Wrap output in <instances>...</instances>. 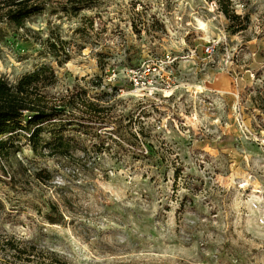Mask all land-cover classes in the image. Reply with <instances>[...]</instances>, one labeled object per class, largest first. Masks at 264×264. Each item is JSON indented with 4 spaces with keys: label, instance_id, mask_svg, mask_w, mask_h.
I'll list each match as a JSON object with an SVG mask.
<instances>
[{
    "label": "rangeland",
    "instance_id": "obj_1",
    "mask_svg": "<svg viewBox=\"0 0 264 264\" xmlns=\"http://www.w3.org/2000/svg\"><path fill=\"white\" fill-rule=\"evenodd\" d=\"M89 1L0 21L11 82L45 62L52 94L104 108H67L79 131L65 156L8 134L0 264H264V0H233L236 22L216 0ZM146 62L162 72L140 98L127 69Z\"/></svg>",
    "mask_w": 264,
    "mask_h": 264
},
{
    "label": "trees",
    "instance_id": "obj_2",
    "mask_svg": "<svg viewBox=\"0 0 264 264\" xmlns=\"http://www.w3.org/2000/svg\"><path fill=\"white\" fill-rule=\"evenodd\" d=\"M213 1V0H209ZM220 11L232 22L240 21V16L232 8L233 0H216ZM67 5L74 9L88 6L89 0H65ZM39 0H0V21L7 18L16 28H21L25 20L40 9ZM238 30L246 29L245 25H238ZM4 39L0 36V40ZM49 54L56 58L59 65L69 60L65 48L50 43ZM62 56L64 58L62 59ZM57 83V74L54 67L48 63H41L33 70L23 73L15 82H11L0 72V153H4L11 141L8 134L22 129L26 132L27 140L33 152L47 156H65L75 147L74 140L79 125L75 119H65L64 114L68 107L85 106L87 113L92 117L103 113L104 108L86 98V92H75L67 99L64 95H55L51 89ZM91 126H85L89 128ZM73 130L74 133H67ZM49 134L50 137H44ZM8 135L6 139H1ZM47 151H40L41 148ZM46 152V153H42ZM51 222L61 224L62 219H51Z\"/></svg>",
    "mask_w": 264,
    "mask_h": 264
},
{
    "label": "built area",
    "instance_id": "obj_3",
    "mask_svg": "<svg viewBox=\"0 0 264 264\" xmlns=\"http://www.w3.org/2000/svg\"><path fill=\"white\" fill-rule=\"evenodd\" d=\"M208 52L215 51V44L211 43L207 47ZM162 68L160 63H150L146 62L142 65H137L130 67L127 69V75L129 77L130 82V94L142 97V98H148L152 96H156L158 94L157 88L154 87V89H151V86H153V76L161 75ZM153 78V79H152ZM122 91V89H119Z\"/></svg>",
    "mask_w": 264,
    "mask_h": 264
},
{
    "label": "bare ground",
    "instance_id": "obj_4",
    "mask_svg": "<svg viewBox=\"0 0 264 264\" xmlns=\"http://www.w3.org/2000/svg\"><path fill=\"white\" fill-rule=\"evenodd\" d=\"M203 25V24H202ZM204 27H206L205 25H203Z\"/></svg>",
    "mask_w": 264,
    "mask_h": 264
}]
</instances>
